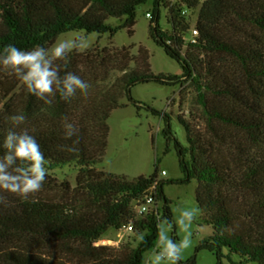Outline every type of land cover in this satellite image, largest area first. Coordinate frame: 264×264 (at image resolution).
<instances>
[{"label":"trees","instance_id":"obj_1","mask_svg":"<svg viewBox=\"0 0 264 264\" xmlns=\"http://www.w3.org/2000/svg\"><path fill=\"white\" fill-rule=\"evenodd\" d=\"M148 1L0 0V52L8 44L26 51L48 48L71 31L114 37L127 29L133 36L137 11ZM152 2L149 36L181 64L182 75L153 74L144 47L136 68H130L135 60L125 47L113 52L104 48L93 56L69 54L66 70L82 80L89 76L90 84L105 83L115 71L121 75L86 96L77 92L70 102L57 94L45 125L27 128L44 154L47 174L73 164L78 169L76 186L67 184L59 200L42 194L27 200L8 196L0 204V264H144L157 243L160 221L173 220L166 185L193 181L203 221L213 227V234L179 264H196L203 250L216 257V264H264V0ZM162 7L168 28L161 24ZM186 9H198L194 41L184 39L191 29ZM110 18L120 24L113 26ZM148 82L188 84L195 92L197 108L190 118L177 116L186 144L174 136L170 117H163L164 155L173 144L181 177L160 178L158 165L152 175L133 180L97 170L108 147L111 113L123 106L122 98L132 100L134 85ZM20 84L15 82L7 95ZM19 89L31 118L37 99L23 86ZM9 117L0 111V145L12 128ZM65 117L78 128L71 139L64 138ZM76 139L78 151H68ZM149 194L159 203L158 212L138 213L133 203ZM130 224L143 242L135 247L96 245L110 229L120 231Z\"/></svg>","mask_w":264,"mask_h":264},{"label":"rangeland","instance_id":"obj_2","mask_svg":"<svg viewBox=\"0 0 264 264\" xmlns=\"http://www.w3.org/2000/svg\"><path fill=\"white\" fill-rule=\"evenodd\" d=\"M153 2L149 0L142 5L137 11V23L134 27V34L130 36L127 29H121L111 37L109 33L86 34L84 31H71L62 34L56 42L62 39H69L76 36L84 37L85 47L76 51L79 54L89 53L91 56L96 51L107 48L113 52L121 50L123 47L128 48L135 61L130 63V68L138 66V51L144 47L149 51L150 71L155 75H175L181 76L183 68L180 63L171 58L163 46H159L149 36L150 18L147 13H152ZM161 24L168 28L165 19L166 11L162 7ZM197 14H191V21L195 23ZM108 23L116 26L120 24L115 18H110ZM55 42V43H56ZM121 75L120 72H112L110 78L105 83L97 84L95 81L90 84L88 79L84 81L90 84L88 91L95 90L105 85H111L114 80ZM90 80L93 81L92 78ZM14 76L6 75L0 72V111L7 112L10 116L23 114L26 116V123L21 125L22 128H35L45 125L44 120H49L48 107L52 105L44 104L43 101L37 100V107L33 117H27L25 109L27 104L21 93L22 83L13 92L7 95V89L17 82ZM21 93V94H20ZM130 100L127 96L122 98V107L115 109L108 120L110 127L108 147L105 152L103 162L96 166L99 171H106L117 176L126 177L133 180L139 176H150L154 173L156 165L159 167V177L163 179L176 178L179 169L178 157L172 144V151L164 155L165 139L162 133L164 128V115L170 117L172 132L176 139L186 144V132L184 127L178 122L177 116L183 115L190 118V114L195 106V92L190 89L188 84L181 86L160 84L157 82L139 83L132 87ZM154 111L158 112L155 113ZM165 170L167 175L163 176L161 171ZM180 171V170H179ZM78 169L71 164L64 168L49 172L46 175L44 184L46 185L36 195H45L51 199H63L65 197V188L69 184L72 188L76 186V177ZM181 174V172H180ZM181 177V176H180ZM179 178V177H178ZM49 183V184H48ZM197 182L193 181L187 185H166L165 193L171 200V210L173 220L170 223V237L177 242L182 238V233L176 224L180 211L188 207L199 209L196 201ZM66 192V191H65ZM192 244L183 253L181 260H188L196 254V247L199 242L213 234V227L203 221L201 211L197 220L192 226ZM138 236L132 232L123 230L117 231L110 229L96 244L97 246L119 247L120 245H130L135 247L138 244ZM149 251L145 255L144 264L148 261L154 252ZM238 262V258H234ZM196 264H216V257L209 251L203 250L197 254ZM224 264H230L227 260Z\"/></svg>","mask_w":264,"mask_h":264},{"label":"clouds","instance_id":"obj_3","mask_svg":"<svg viewBox=\"0 0 264 264\" xmlns=\"http://www.w3.org/2000/svg\"><path fill=\"white\" fill-rule=\"evenodd\" d=\"M84 39L76 36L59 40L48 48L35 46L27 51L8 44L0 52V72L16 77L26 93L47 105L53 104L57 94L65 102H70L77 92L86 96L90 84L66 70L69 54L82 50L85 47ZM59 61L65 63L62 65ZM8 119L12 128L0 145L4 149V154L0 156V204H5L8 196L20 200L34 197L41 191L47 175L46 160L39 143L27 128H20L26 123V116L21 113ZM16 128L20 130H13ZM63 128L65 139L78 135V128L67 122L66 117ZM78 143V139L73 140V146L68 151H78L75 147ZM199 213L200 209L196 207L180 211L176 224L183 235L178 242L169 235L172 226L168 220H161L155 250L148 264H179L183 253L193 242L191 229ZM138 240L143 242V235L138 236Z\"/></svg>","mask_w":264,"mask_h":264},{"label":"built area","instance_id":"obj_4","mask_svg":"<svg viewBox=\"0 0 264 264\" xmlns=\"http://www.w3.org/2000/svg\"><path fill=\"white\" fill-rule=\"evenodd\" d=\"M167 1H169L171 3H175L177 0H167ZM199 1L202 2L204 0H199ZM183 13L190 17V21H191V14L192 13H196L197 17H198V9H195V10L186 9V10H183ZM146 16L148 18H151V13H147ZM197 17H196V20H197ZM196 20H195V22H196ZM197 34H198V32H197V29L195 28V23H193L191 21L190 33H188L184 37V39L186 41H194V37L197 36ZM161 174L163 176H165V175H167V172L165 170H162ZM133 206H134V209L138 213H146V212H148L151 209H154L155 212H158L160 205H159V203H156L155 197L152 194H149V195L145 196L142 200L135 201L133 203ZM124 230L128 231V232H133V226L130 224V225L126 226L124 228Z\"/></svg>","mask_w":264,"mask_h":264},{"label":"crops","instance_id":"obj_5","mask_svg":"<svg viewBox=\"0 0 264 264\" xmlns=\"http://www.w3.org/2000/svg\"><path fill=\"white\" fill-rule=\"evenodd\" d=\"M180 176H181V174H180V171H179V169H178L175 177L178 178V177H180Z\"/></svg>","mask_w":264,"mask_h":264}]
</instances>
